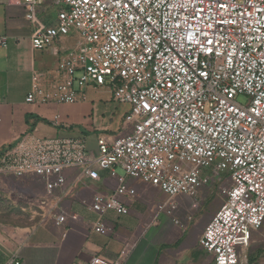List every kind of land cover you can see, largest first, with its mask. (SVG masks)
<instances>
[{"label":"built area","instance_id":"built-area-1","mask_svg":"<svg viewBox=\"0 0 264 264\" xmlns=\"http://www.w3.org/2000/svg\"><path fill=\"white\" fill-rule=\"evenodd\" d=\"M47 1L55 17L36 27L32 48L75 42L53 50L54 68L33 70L25 101L71 104L75 83L106 87L128 105L130 127L99 134L95 151L81 137H39L28 128L0 149V175L38 177L51 193L65 185L66 170L97 180L100 170L115 176L119 167L159 188L167 196L160 208L171 214L176 196L195 194L221 173L230 184L199 245L214 264H240L264 224V0H23L25 18L33 21ZM118 180L87 205L98 216L96 232L109 230L107 212L128 213L121 197L135 190ZM55 218L65 222L64 214ZM122 255H93L88 264H122Z\"/></svg>","mask_w":264,"mask_h":264},{"label":"crops","instance_id":"crops-1","mask_svg":"<svg viewBox=\"0 0 264 264\" xmlns=\"http://www.w3.org/2000/svg\"><path fill=\"white\" fill-rule=\"evenodd\" d=\"M50 11L47 1L37 9L32 21L25 18L23 0H0V37L7 40L6 47L0 46V149L33 128L39 137H81L88 149L95 151L99 134L118 136L130 127L123 124L128 107L110 122L102 119L93 126L84 120L85 113L89 118L93 116L100 101L111 99L106 87L77 90V101L71 104L25 101L33 70L54 68L57 57L53 50L73 47L75 42L69 38L43 51L32 48L31 36L36 27L53 21L48 17L43 23ZM55 115L59 116L58 123L53 122ZM117 168L115 176L100 170L97 180L77 177L76 169L66 170L65 185L51 192L59 210L29 228H8L0 234V264H88L93 255L112 260L122 253V264H214L213 256L199 245V238L223 201L221 185L210 210L190 222L213 191L215 177L193 195L176 196L174 208L167 214L160 208L167 196L159 188L126 176L120 168L117 173ZM118 177L135 190L133 197H121L128 213L107 212L102 221L109 230L96 232L93 226L98 216L87 205L98 192L112 193L119 185ZM58 214L65 215V222L56 224ZM72 215L76 218L72 219ZM258 233L260 229L252 232L250 244Z\"/></svg>","mask_w":264,"mask_h":264},{"label":"rangeland","instance_id":"rangeland-1","mask_svg":"<svg viewBox=\"0 0 264 264\" xmlns=\"http://www.w3.org/2000/svg\"><path fill=\"white\" fill-rule=\"evenodd\" d=\"M54 10L55 8L51 9L49 14L46 13L43 23L48 21V17L54 19ZM74 88L80 90L76 83ZM247 99V96L242 94L236 97V101L240 104H245ZM127 107V104L112 99L100 101L92 111L93 116L89 118V115L85 113L84 120L93 126L98 125L102 119L104 122H110ZM116 172L120 173L121 170L117 168ZM224 177L225 175L221 173L215 176L216 183L213 191L208 199L200 204L199 209L194 212L191 224L210 210L212 202L219 192L218 187L220 185L222 187L229 186V181H225ZM58 210L59 206L54 202L52 193L47 192L45 183L40 178L0 175V234L5 233L8 228H29L46 217L54 215ZM260 231L261 233L252 237L245 258L240 264H264V224Z\"/></svg>","mask_w":264,"mask_h":264}]
</instances>
